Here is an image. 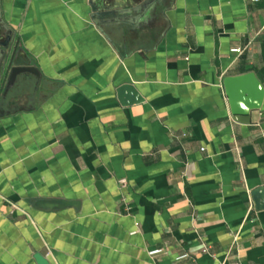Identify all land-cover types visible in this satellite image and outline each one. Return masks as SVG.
Masks as SVG:
<instances>
[{"label": "crops", "instance_id": "0c3cea01", "mask_svg": "<svg viewBox=\"0 0 264 264\" xmlns=\"http://www.w3.org/2000/svg\"><path fill=\"white\" fill-rule=\"evenodd\" d=\"M107 9L0 0V264H264V100L236 121L223 86L264 87V1Z\"/></svg>", "mask_w": 264, "mask_h": 264}, {"label": "water", "instance_id": "95a60500", "mask_svg": "<svg viewBox=\"0 0 264 264\" xmlns=\"http://www.w3.org/2000/svg\"><path fill=\"white\" fill-rule=\"evenodd\" d=\"M100 2L104 5L103 9L99 6ZM109 2L110 0H89L94 20L97 21L113 12L107 9ZM11 38L12 35L9 36V41ZM4 47L8 49L9 45H4ZM16 52V50H12L10 56L7 50L4 52L3 57L5 58V75L7 80L5 89L13 85L19 73L35 70L31 66L16 65L13 63L17 55ZM223 86L233 119L242 123H249L251 121V111L259 109L264 100V87L256 75L253 72H247L240 75L226 76L223 79ZM117 94L121 102L125 105L143 101L137 85L130 82H124L119 85L117 87ZM251 196L255 209L258 211L264 210V185L252 189ZM60 203L64 204V202ZM35 258L38 264H50L49 260L40 253H37Z\"/></svg>", "mask_w": 264, "mask_h": 264}, {"label": "built area", "instance_id": "2783aa9c", "mask_svg": "<svg viewBox=\"0 0 264 264\" xmlns=\"http://www.w3.org/2000/svg\"><path fill=\"white\" fill-rule=\"evenodd\" d=\"M253 1H264V0H253ZM243 51H244V49L242 47H234V48H232V52H235V53H238V54H241ZM121 183L123 185H125V183H126L125 179H121ZM50 253H51V251L48 250L47 254H50ZM231 264H245V263L238 261V262L231 263Z\"/></svg>", "mask_w": 264, "mask_h": 264}]
</instances>
